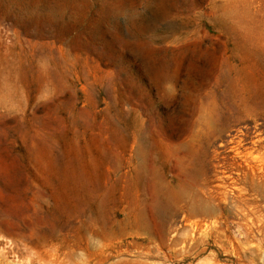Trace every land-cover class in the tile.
Segmentation results:
<instances>
[{"label": "rangeland", "instance_id": "374dc122", "mask_svg": "<svg viewBox=\"0 0 264 264\" xmlns=\"http://www.w3.org/2000/svg\"><path fill=\"white\" fill-rule=\"evenodd\" d=\"M0 264H264V0H0Z\"/></svg>", "mask_w": 264, "mask_h": 264}, {"label": "bare ground", "instance_id": "6f19581e", "mask_svg": "<svg viewBox=\"0 0 264 264\" xmlns=\"http://www.w3.org/2000/svg\"><path fill=\"white\" fill-rule=\"evenodd\" d=\"M132 145H133V144H132ZM143 183L146 185L147 188L150 189V186H151V187H153V188L155 189V182H154V183H150V182H148V181H144ZM153 188H152V189H153ZM176 192H178V191H176ZM159 193H160V192H159ZM182 193H183V192H182ZM164 195H165V194H164ZM158 197H159V196H158ZM163 198H164V197H163ZM169 198H170V197H169ZM181 198H182V197H181ZM181 198H180V199H181ZM138 201H139V200H138ZM184 201H185V200H184ZM169 202H170V201H169ZM169 202H168V203H169ZM171 202H172V201H171ZM173 202H174V201H173ZM186 202H187V201H186ZM160 203H161V202H160ZM166 204H167V203H166ZM171 204H172V203H171ZM177 205H178V204H177ZM155 206H156V205H153V210H155V209H154ZM161 206H162V205H161ZM139 207H140V206H139ZM139 207L137 208V217H138V216H143V215H144V212H145V210L143 209L144 207H143V208L141 207L140 209H139ZM168 208H169V207H168ZM184 209H185V208H184ZM202 211H207V209L203 207V208H202ZM160 212H161V211H160ZM170 213H171V212H170ZM162 215H163V214H162ZM157 216H158V215H157ZM166 216H167V215H166ZM158 218H159V217H158ZM92 223H93V222H92ZM97 232H98V231H97ZM29 239H30V238H29Z\"/></svg>", "mask_w": 264, "mask_h": 264}]
</instances>
